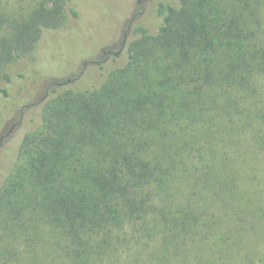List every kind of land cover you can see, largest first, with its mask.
<instances>
[{"label": "trees", "instance_id": "1", "mask_svg": "<svg viewBox=\"0 0 264 264\" xmlns=\"http://www.w3.org/2000/svg\"><path fill=\"white\" fill-rule=\"evenodd\" d=\"M63 2L0 0L1 97L36 40L79 18ZM155 15L156 34L131 25L122 51L50 83L39 126L13 121L0 264H264V0Z\"/></svg>", "mask_w": 264, "mask_h": 264}, {"label": "rangeland", "instance_id": "2", "mask_svg": "<svg viewBox=\"0 0 264 264\" xmlns=\"http://www.w3.org/2000/svg\"><path fill=\"white\" fill-rule=\"evenodd\" d=\"M160 2L175 5L178 0H77L79 18L69 17L62 29L44 33L34 44L33 58L13 66L15 81L8 86L10 97L0 95V138L14 128L0 146V186L14 164L24 134L13 121L21 117L25 132L39 126L42 107L35 105L47 95L49 84L80 73L85 65H90L87 69L96 65L106 47L121 50L125 39H132L128 31L131 25L147 26L156 34L159 20L155 9ZM58 4L65 3L58 0ZM260 247L264 252V241Z\"/></svg>", "mask_w": 264, "mask_h": 264}, {"label": "water", "instance_id": "3", "mask_svg": "<svg viewBox=\"0 0 264 264\" xmlns=\"http://www.w3.org/2000/svg\"><path fill=\"white\" fill-rule=\"evenodd\" d=\"M13 130H14V128H12V129L10 130V134L12 133ZM3 141H4V138H1V140H0V146H1V144L3 143Z\"/></svg>", "mask_w": 264, "mask_h": 264}]
</instances>
